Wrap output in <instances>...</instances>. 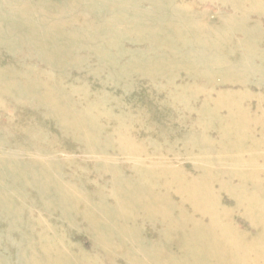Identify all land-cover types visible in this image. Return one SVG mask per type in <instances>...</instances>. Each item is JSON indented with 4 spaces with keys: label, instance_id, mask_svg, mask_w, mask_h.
<instances>
[{
    "label": "rangeland",
    "instance_id": "374dc122",
    "mask_svg": "<svg viewBox=\"0 0 264 264\" xmlns=\"http://www.w3.org/2000/svg\"><path fill=\"white\" fill-rule=\"evenodd\" d=\"M259 1L264 3V0ZM171 2L187 6L184 11L189 22H178L177 16L173 20L176 28L183 32V41H178V36L171 37L174 31H169L167 23L162 27L160 22L163 21H153L150 25L162 31L152 38L143 25L135 28L125 22L118 29L112 22L111 34L122 35L117 48L113 45L109 49L105 43L104 50L115 56L112 65L95 59L93 52L75 48L67 53L71 58L68 65L49 66L46 59L30 53L28 45L19 43L18 34L11 42L0 44V264H153L157 257L170 263L192 264L194 256L199 258L197 254L203 248L210 253L199 264H227L228 248L220 241L203 243L206 231L203 242L194 240L193 253L189 254L178 243V236H161L162 232L175 227L182 234L192 231L194 222L204 226L209 223L206 215L197 213L176 195L177 183L167 175L171 168L195 175L198 169L205 167L202 161L195 160L202 154V160L210 161L213 167L212 175L221 174L210 183V192L213 190L220 205L234 210L235 204L227 192L230 185L234 187L239 182L232 179L235 177L229 171L240 169L234 163H222L224 158L219 146L223 140L236 145L239 132L231 113L223 107L222 98L230 97L232 103L228 104L239 105L247 114V120L253 123L250 132L244 128L242 134L247 132L257 139L264 136V124H261L264 81L263 76L260 79L254 72L256 69L264 72V62L257 59L264 53V13L246 8L249 2L244 3L243 13L219 0ZM145 7L142 3L138 10ZM115 9L114 5L108 7L110 18ZM0 15V23L10 22L6 12ZM31 15L34 14L28 10L23 13L26 19ZM221 16L229 21L239 19L245 29L255 31V36L245 41L240 29L229 28L228 37L225 35V40L210 51L207 62L185 66L188 55L198 58L203 48L210 49L195 39L200 41V34L206 32V28L214 30ZM101 17L90 16L89 26L97 24ZM38 21L36 30L40 37L36 39L45 36L43 29L50 19L44 16ZM192 23L201 30L193 31ZM70 30L68 33L75 35L74 30ZM163 43V48L158 50ZM249 51L259 53L250 63L243 64ZM66 57L59 60L68 62L70 59ZM144 57L152 63L147 67L136 65V61ZM162 61L169 68L155 74L151 72L149 76ZM131 62L137 68L123 74V66ZM47 82L52 84L54 92L82 91L73 99L74 114L59 118L51 110L58 105L64 107L66 102L36 100L41 83ZM4 85L10 88L3 91ZM24 87L29 95L18 92ZM97 101H101L102 112L98 108L87 116L76 114ZM117 133L129 136L127 146H141L146 149V155L137 157L122 152ZM151 142L159 144L161 151L151 149ZM249 147L244 140L241 152L230 153L228 157L243 163ZM259 154L262 156L264 152ZM152 162L160 174L155 186H161L162 195H168L167 212H134L138 211L136 208L119 214L118 200L112 198L113 190L121 187L122 199L130 198L133 191L140 190L136 186L140 182V170ZM221 183L229 185L221 189ZM242 184L245 191L253 189L251 183ZM154 189L157 194L158 189ZM182 212L188 219L179 225ZM241 213L232 211L229 222L252 239L261 232L260 227L251 224ZM112 245L117 246L120 253L111 251ZM259 254V261L264 264V252ZM154 255L159 256L154 258Z\"/></svg>",
    "mask_w": 264,
    "mask_h": 264
},
{
    "label": "bare ground",
    "instance_id": "6f19581e",
    "mask_svg": "<svg viewBox=\"0 0 264 264\" xmlns=\"http://www.w3.org/2000/svg\"><path fill=\"white\" fill-rule=\"evenodd\" d=\"M219 1L222 4L224 3V4L231 5V7L235 8L234 11H239L241 13H243L242 11H243L244 3L249 2L248 7L246 8H249V10H256V11H260L261 13H264V3H262V1L260 2L259 0H219ZM142 3H145L146 7L143 8L142 10H138V6L141 5ZM113 5L116 7V9L115 11L113 10V12H111L112 14L110 18L108 15V11H109L108 7H111V6L113 7ZM184 8H187L185 3H181V5L177 6V5H174L171 2V0H165V1L133 0L131 3H127L125 2V0H61L60 2H57V3L50 2L49 0H0V14H2L3 12H6V15L9 16V21H10L9 23H0V44L3 43V41L11 42V40H13V36L18 34L19 43L20 44L22 43L23 46L28 45V48L31 51L30 53H34L38 57L46 59V62L48 63L49 66L54 65L56 63H58L59 65H68V63L71 62V58L67 56V53L69 51H73L75 48L82 50V51L93 52L95 59L97 58L99 61H102V63L108 62V64L112 65L114 64L113 62H114L115 56H112L113 53H110L109 50L108 51L104 50L105 43L107 44L106 47H108L109 49H111L113 45H116V47L114 48H117L120 44L119 41L122 38V35L118 36L115 34H111L110 30L113 28V26L111 25L112 22H114L116 26H118V29L125 22L128 25H132L135 28L141 27L143 25L145 26L146 33L152 35V36L150 35L149 38H152L154 37V35H158L162 31L158 28H151L152 26L150 25L153 24V21H159V22L163 21V23L160 22L162 27L164 23H167L166 26H168L169 31L171 32L174 31V33H171L170 36L171 37L178 36L177 40L181 42L184 39V36L182 35L183 32H181L180 30L176 28V26L173 23V20H174V17L176 18L177 16L178 22H182L183 24H187V22H189L187 15L184 11ZM27 10L29 12H32L34 15H31L27 17L26 19L23 17V13ZM101 15H102L101 20L99 19L98 21H96L97 24H95L94 26H89L88 22H89L90 16L95 19V18L100 17ZM44 16L50 19V21L46 22L45 24L46 29H43L45 31V36L42 35L40 39H36L40 37L38 31L36 30L37 24L40 21V20L38 21V18H43ZM193 24L195 23H192L190 25V28H192L193 31L195 32H199L201 28ZM216 24L218 25L215 26L214 30L211 28H206V32L204 31L203 33V34L206 33L204 37H203V34H200L201 35V37L199 38L200 41L198 39H195L197 42L202 43L203 47L210 48V49L207 50L203 48L198 54V58L196 56L193 57L192 55H188L185 58V66L198 65L201 62L203 63L207 62V57H209L210 51L215 50V48H217L221 44L222 40H225L226 38L225 35H227L228 37V34L226 33L228 32L227 30L229 28L237 27L238 29H240V32L242 33L243 38H245V41L246 40L251 41V38L255 36V31L245 29L244 25L240 24L239 19L236 21H229L225 19L224 16H221L216 21ZM51 29L53 32L50 31ZM69 29H71L70 31L74 30L73 33L75 35L68 33ZM165 35L169 36L167 34ZM163 40L164 41L162 40L161 41L165 42L166 38H163ZM245 41H244V45H245ZM164 44L165 43L161 44L158 50H160V48H163ZM251 50H253V48ZM258 53L259 52H256L254 54V52L249 51L248 53L249 56L245 58V62L243 64H245L246 62L250 63V61L256 58L255 55ZM64 56L65 57L67 56L66 59L69 58L70 60L65 63L60 61L59 58L64 57ZM191 57L193 59H191ZM148 59L149 58L144 57L143 60L141 59L140 61H136V65H140V66L143 65L142 67H145V66L147 67V65H150L152 63V60L151 59L148 60ZM257 59H259V61L261 62H264V53H260ZM72 62L74 63L75 60ZM127 64L124 65L121 70L122 73L126 75L130 73L131 71H134L137 68V67L132 66V65H135L134 62L133 63L131 62V64H128V65ZM168 68L169 66L162 61L159 67L155 66V68L150 71L149 76L151 72L155 74V73H159V71L161 70L165 71ZM56 70L58 71V69ZM260 70L261 69H256L254 72L259 74L260 79L263 76L261 80L264 81V72L262 71L260 72ZM51 77L53 76L51 75ZM3 87H4L2 88L3 91L6 89L8 90L10 88V86L8 85H4ZM40 88L41 90L38 89L37 91L38 93L36 94V100L47 98L51 100H54V99L58 100L61 103L62 102L67 103L64 107H62L61 105L56 106L55 108H53V110H51V113H54L56 116L62 119L71 113L73 114L75 113L74 111V105H75L74 101L75 100L73 99L76 95H80L82 93L81 90L80 91L72 90L73 91L72 93L54 92V87L52 86V84H49L48 82L43 85L41 83ZM18 92H21L20 95H23V94L29 95L28 90L25 89V87L23 89L18 90ZM231 100H230V97L229 98L223 97L222 98L223 107H226L228 112L231 113L233 120H234L233 123H235L237 126L235 129H238V132H239V135H238L239 139L236 145H234L231 141L230 143L227 144L226 143L227 140L226 141L221 140L222 145H220L219 147L222 151V158H224V160L221 158L220 159L222 160V163L231 162V163L236 164L240 170L232 169L229 171V174L230 175L232 174L231 176L235 177L232 179L237 180L239 184H236L234 187H231L232 185H230L228 189L229 191L228 192L226 191V192L233 199V202L235 204L234 210L235 211L240 210L242 212L241 215L244 218H246V220H248L254 226L260 227L261 232L256 236L254 235V237L250 239V238H247L245 234L241 233V230L237 228L236 225L229 222L230 220L229 216L232 215V211L234 210L232 209L231 211V209L225 208L224 206L220 205L219 202L217 201L215 194L212 193L213 190H211L210 192V186L212 185L210 183L213 182L215 177L219 178L221 174L220 175L216 174L214 177L212 175L213 167L209 165L210 161L205 160L204 162V160H202L203 158L201 157L202 155L201 154L199 158H196L195 160L202 161V164L203 166L205 165V167H202L201 170L198 169L195 175L191 176L190 173H187L185 170H178L179 171L178 172L177 170H173L172 168L170 169L171 173L168 175L166 174V175L170 177L171 181L172 180L176 181L177 186H178L177 187L178 191L176 192V195H180L182 200H186V202H188V204H190V206L197 213H200L201 215H206L209 218V223L206 226H204L201 224V222H194L192 231L187 232V233H182V234L179 233L178 231L179 228L177 229L175 227L176 230L168 229L166 232H162L161 236H163L164 238L165 237L168 238L169 236H172V237L178 236V243H180V245L184 247L185 253L189 254V253H193L192 249H194L193 247L194 240L202 241V237H204L207 232V236L205 237V239H203L204 242L203 241L202 242L208 244L211 241L213 242L220 241L221 243H223L225 248H228L229 254H230L229 259L226 260L227 264H262L259 261L258 257L260 256L259 253L264 252V188L262 187V183L264 182V180L261 181V179H264V155L260 156L259 153L264 152V136L260 135L257 139L255 137H251V135H247V132L246 134L245 133L242 134V131L244 130V128L248 129L249 131L250 126L253 125V123L247 120V114L245 113V111L241 109L239 105H237L236 103L231 104V105L228 104L230 102L232 103ZM96 109L102 112L101 101H97L93 103L92 105H89L88 108H86L85 110H82L81 112H77L76 114L77 115L79 114L81 116L83 115L87 116L90 113V111L92 110L94 111ZM97 111H95L97 113L96 116H98L99 115L98 113H100L99 111L98 112ZM261 113L262 111L260 112V114ZM261 120L262 119H260L259 122ZM261 124H264V119L261 121ZM116 136H117V141L119 143V148L121 149L122 152H129V153L135 154L137 157H142L143 155H146V149H144L141 146L140 147L131 146L132 148L131 147L129 148L127 146L129 143L128 141L129 136L124 135L122 133H117ZM244 140L250 144L249 151L246 152L245 154L246 161L242 163V161L238 162L237 160H235V158L233 159V158L228 157L230 153L238 154L241 152L240 148ZM150 144H151L150 148L153 150H157L160 148L158 146L159 144H156L153 142H151ZM160 151L161 150L159 149L157 152H160ZM218 154L219 153H217V155ZM226 156L227 158H225ZM195 165L197 166L198 163H195ZM16 172H17V169H16ZM159 176L160 174L156 171V168L154 167L153 162H152V164H150L148 167H145V169L142 168L140 170V176L138 177L140 182L138 185H136L137 189H140V190L133 191L130 194V198H125L123 200L121 196L122 195L121 194L122 192L120 189L121 187L118 188L117 186V188L113 190L114 193L112 196L113 199L118 200L117 206L119 208L117 212L119 214H126V212L129 209L134 210L137 208L138 211H134V212H143V213H150V214H153V213L159 214L160 212L162 214L166 213L167 212L166 208L169 202L167 198L168 195L166 193H165L166 195H162L161 191L163 188L158 185L155 186V182L159 179ZM162 177L164 178V175H162ZM170 179L168 180L170 181ZM243 182L251 183V187H253V189L250 191L248 190L245 191L244 185L242 184ZM227 185L229 184L221 183L219 184V187L221 189H225ZM62 186H66V185H62ZM155 187L158 189L157 194L154 189ZM217 190L220 191L219 189ZM179 215H180V218L178 220V223L179 225H182V223L185 220H187L188 217H187V214L183 212L180 213ZM39 221L42 222L44 220L41 219ZM105 240H108V238H105ZM202 246H204V244ZM116 247L113 248V245H112L111 251L120 253L118 252V249H116ZM204 249L205 248H203L201 253L197 254L199 258H195L194 256V258L192 259V262H193L192 264H199L200 262L204 261L203 259L205 258V256H208V253H210V251L208 250H206L207 252H205ZM31 250L33 253V248H31ZM205 253L207 254L205 255ZM213 254H215V252H213ZM156 256H159V255H156ZM156 256L154 255L153 257L156 258ZM154 261L155 262H153V264H163L164 262L168 264L170 263L166 259L162 260L159 257H157V259ZM170 264H177V263H173V261H171Z\"/></svg>",
    "mask_w": 264,
    "mask_h": 264
}]
</instances>
